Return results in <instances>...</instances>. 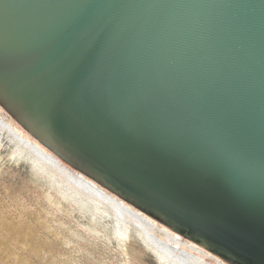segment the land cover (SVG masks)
<instances>
[{
  "label": "water",
  "instance_id": "1",
  "mask_svg": "<svg viewBox=\"0 0 264 264\" xmlns=\"http://www.w3.org/2000/svg\"><path fill=\"white\" fill-rule=\"evenodd\" d=\"M0 103L110 190L264 264V0H0Z\"/></svg>",
  "mask_w": 264,
  "mask_h": 264
},
{
  "label": "rangeland",
  "instance_id": "2",
  "mask_svg": "<svg viewBox=\"0 0 264 264\" xmlns=\"http://www.w3.org/2000/svg\"><path fill=\"white\" fill-rule=\"evenodd\" d=\"M0 116L8 119L27 139L58 156L63 165L71 166L109 190L97 178L55 152L1 103ZM1 141L4 145L0 158V264H164L139 237L130 234L125 239L117 234L109 217L95 218L82 205L65 200L48 183L36 179L31 162L15 159L10 155L13 143L6 137ZM109 191L158 226L168 227L203 249L207 253L203 256L211 264H240L186 235L183 229L173 227L131 197Z\"/></svg>",
  "mask_w": 264,
  "mask_h": 264
},
{
  "label": "bare ground",
  "instance_id": "3",
  "mask_svg": "<svg viewBox=\"0 0 264 264\" xmlns=\"http://www.w3.org/2000/svg\"><path fill=\"white\" fill-rule=\"evenodd\" d=\"M30 130L72 165L80 167L90 176L92 175L73 158L44 139L33 128H30ZM0 133V158H2L1 148L4 145L1 140L6 137L8 141L13 143V151L10 155L18 160L23 161L26 159L30 161V166H32L33 172L37 176L36 179L48 183L65 200H72L74 204L82 205L83 208L90 211V214L93 213L92 215L95 218L104 219L109 217L115 225L114 229L117 234H122L125 239L130 234L139 237L146 248L157 255L164 264H211L203 256L207 254L203 249L193 246L189 243V240L184 239L183 236L176 234L168 227L158 226L159 224L147 218L141 211L139 212L110 192V186L105 185L109 189L107 190L91 180L90 177L88 178L83 173L71 168V166L63 165V161L59 160L58 156L49 153L41 148L42 146L27 139L8 119L1 116ZM156 234L161 235L163 239L157 237ZM200 240L208 248H212L208 241L201 238Z\"/></svg>",
  "mask_w": 264,
  "mask_h": 264
}]
</instances>
